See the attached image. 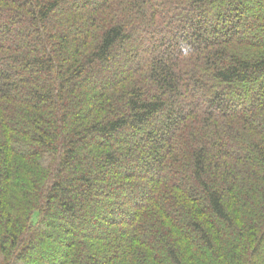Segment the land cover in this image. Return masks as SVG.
<instances>
[{
    "label": "trees",
    "instance_id": "16d2710c",
    "mask_svg": "<svg viewBox=\"0 0 264 264\" xmlns=\"http://www.w3.org/2000/svg\"><path fill=\"white\" fill-rule=\"evenodd\" d=\"M0 264H264V0H0Z\"/></svg>",
    "mask_w": 264,
    "mask_h": 264
},
{
    "label": "rangeland",
    "instance_id": "374dc122",
    "mask_svg": "<svg viewBox=\"0 0 264 264\" xmlns=\"http://www.w3.org/2000/svg\"><path fill=\"white\" fill-rule=\"evenodd\" d=\"M99 207L102 208V207H104V206H102V204H100ZM56 219H57V220H61L59 214H58V216L56 217Z\"/></svg>",
    "mask_w": 264,
    "mask_h": 264
}]
</instances>
